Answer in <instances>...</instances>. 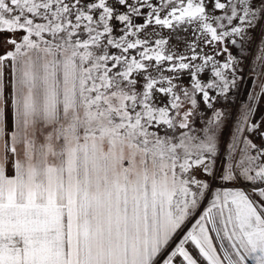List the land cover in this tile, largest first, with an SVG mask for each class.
<instances>
[{
	"label": "snow or ice",
	"instance_id": "1",
	"mask_svg": "<svg viewBox=\"0 0 264 264\" xmlns=\"http://www.w3.org/2000/svg\"><path fill=\"white\" fill-rule=\"evenodd\" d=\"M261 24L264 0H0V264H264V118L217 107Z\"/></svg>",
	"mask_w": 264,
	"mask_h": 264
},
{
	"label": "rangeland",
	"instance_id": "2",
	"mask_svg": "<svg viewBox=\"0 0 264 264\" xmlns=\"http://www.w3.org/2000/svg\"><path fill=\"white\" fill-rule=\"evenodd\" d=\"M262 46H264V24H261L256 28L255 38L251 42H245V51L243 54L247 59L244 62V74L240 79L239 86L235 88V94L227 96L226 98H220V100L225 101L223 104L227 111H229V113L227 112V114H229L227 118L231 122L232 127L236 126L237 120L243 112L241 111L242 107L246 103L251 104L252 106V119L259 121L261 118H264V96L260 95L259 87L254 85V81L258 82L259 80H264V76L258 77L257 75L252 74V69H254L253 65L256 60L255 57L258 54V49ZM232 90L231 93H233ZM252 94L256 95L257 98L255 100L250 99ZM260 106L261 110L259 109ZM198 124L199 123L196 125ZM190 224L191 222L187 227H190Z\"/></svg>",
	"mask_w": 264,
	"mask_h": 264
},
{
	"label": "crops",
	"instance_id": "3",
	"mask_svg": "<svg viewBox=\"0 0 264 264\" xmlns=\"http://www.w3.org/2000/svg\"><path fill=\"white\" fill-rule=\"evenodd\" d=\"M258 65H259V64H257V62H256V60H255L254 65H253V68L256 69L257 73L260 72V71H262V69L260 68V65H259V66H258ZM258 68H259V69H258ZM232 91H233V93L230 92V93L228 94V96L234 95L235 92H236V89H234V90H232ZM224 102H225V101L219 100L217 107L219 108V110H221V111H223L224 113L227 114V112L229 113V111H227V109L224 107V106H225V105L223 104ZM249 105H250V104H248V103L244 104L243 107H242V110H241V111L246 110V109L248 108ZM259 109L261 110V106L259 107ZM208 115H209V116L211 115V110H209ZM228 115H229V114H227V116H228ZM197 123H199V124H198V125H194V127L197 128V129H199V128L201 127V123H202V122L199 120V118H198V120H197Z\"/></svg>",
	"mask_w": 264,
	"mask_h": 264
}]
</instances>
